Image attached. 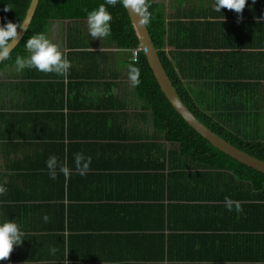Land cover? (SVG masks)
<instances>
[{"label":"trees","instance_id":"16d2710c","mask_svg":"<svg viewBox=\"0 0 264 264\" xmlns=\"http://www.w3.org/2000/svg\"><path fill=\"white\" fill-rule=\"evenodd\" d=\"M29 2L30 0H0V25L6 21L21 24ZM148 2L151 20L146 27L149 36L166 75L182 101L212 131L240 150L264 160V106L259 104V107H256L259 103L256 100L257 97L264 102V88L258 87L255 85L256 82H252L253 85L250 84V87L248 83L246 86H225L218 90L219 93L216 96H206L203 101L192 97L184 80L202 75L193 63V57L201 53L192 52L201 44L189 39V36L185 34H175L174 31L178 32L180 23L167 21L165 10L161 4L153 0H148ZM102 3L104 0H38L31 21L23 36L12 48L9 59L0 61V72L8 66H15L17 55L27 56L28 54L24 48V41L33 34L44 32L52 43L58 47L65 46V51L61 52L71 62V67L66 75L67 93L64 91V82L62 81L64 76H57L55 73H42L44 76L22 73V76L33 79L26 83V85H32L31 88L44 84L43 80H61L60 83H49L51 87H54L52 86L54 84L58 86L51 89L52 95L57 96L56 102L48 99L45 103V114L50 117L45 127L50 131L55 129L54 136L59 132L58 138L61 141L53 143L51 141L53 134L40 135L34 132L31 135L27 134V137H30L27 142L23 141V145L31 149L42 146L33 140L34 137H49L44 141L43 147L53 146L55 151H50L52 153L58 149V155H55L58 158V164L70 170L68 173H64L58 168L57 178L49 180L58 183L59 201H57L58 205H49L46 208H56L59 226L63 229L70 228L68 208L73 202L71 201L73 196H71L69 180L71 177L70 151L71 148L73 150L77 147L78 143L72 141L81 139L77 138L82 136L79 133V128L85 127L89 119H94V117L99 119L102 115L104 119L108 120V136L116 129L119 133L117 137L123 140H130L132 132H144L147 136V142L138 143V145L146 150V155L149 157L150 164L143 165L142 168L150 169V184L154 190L150 195L133 194L130 197L150 199L155 202V205H150V207L152 206L151 208L157 212L159 227L170 232L157 234L167 237V243L164 244V238L159 237L161 248L159 247V252L156 255L157 263L154 264H191L190 260L197 259L192 244L194 238L199 236L198 232L209 229L228 233L225 235V239L228 241L227 237L234 236L236 238L233 239L236 240L240 237L249 239L250 247H247L248 250L243 256L233 258L232 262H237L233 264H264V173L228 156L197 133L169 103L140 49L137 51L136 60H132L131 50L138 47V40L127 11L120 3H117L115 7L106 5L107 11L112 17L109 22L111 33L108 37L98 39L100 47L106 46L109 49L115 48L124 51L125 59L124 61L117 60L116 65L112 62L109 67L103 63L100 69L98 53L93 50L92 38L88 35L86 13L96 9ZM262 5L264 8V0H262ZM262 17L264 18L263 12L256 16H250V18H254L253 22L259 19L261 24ZM251 28L254 29V26ZM260 29L261 32L257 31L254 35L259 33L262 38L258 47L264 48V27L261 26ZM241 56L247 61H241L242 65L247 63L248 67L251 65L253 68L256 67L257 59L252 54L246 53ZM259 59L261 61L259 66L262 67L263 73H250L245 77L264 78V56ZM129 64H133L140 70V83L136 86H133L128 78ZM122 66L126 73L120 75ZM32 69L36 71L35 68ZM106 70L109 72L107 73L109 95L106 97V101H103L109 110L96 113L82 110L93 109L99 105L94 100L87 105L80 104V101L77 100V95L80 93L77 91L71 95L69 93L71 87L75 86L80 89L84 85L91 86L94 84L91 81L92 76L98 78L102 72L104 78ZM240 74L238 73L239 77ZM120 76L125 82L124 84L130 82L131 96L140 103L141 110L131 113V117L142 122L138 131L134 127V123L130 127L124 125L129 115L127 109L130 101H128L127 95L124 100H121L120 96L114 95L111 91V88L118 84L117 80L120 79ZM17 84L18 82L14 81L10 82L8 86L4 81L0 82V106L9 101L7 97L12 91L11 85L16 86ZM225 89L227 90L224 91ZM229 91L236 92V94L231 95ZM245 91L248 94L246 95L247 99H244V95H242ZM26 107V109H39V105L35 101L31 103L29 101ZM64 109L66 110L64 111ZM4 116V113L0 111V137L9 138L11 135L14 136L16 131L13 134L6 130L5 125L9 124L5 123ZM144 123L145 125H143ZM72 128L76 130L74 134L71 131ZM149 129L150 133H148ZM65 138L68 139L66 145L64 144ZM103 144H92V146L98 148ZM131 144L120 143L118 146L124 150ZM44 152L46 154V148ZM80 152L85 155L88 153V148H82ZM29 157L33 159V154L30 153ZM81 166L83 167V163ZM125 174L130 178L134 177L132 171H126ZM53 188L52 185L46 188V195L51 193ZM46 197H50V195ZM64 199L69 202L67 207L62 203ZM76 199H80L79 195L76 196ZM73 208L80 212L85 208V205H76ZM151 235L140 232L123 236L118 240L125 255L119 259L120 264H140L138 263L141 262L139 259L143 256L138 253L142 251V246L147 247L146 239ZM176 235H182L184 238L182 242H176L180 248L179 251L176 248L174 250L170 248L168 252L165 251V245H169L170 242L169 237ZM192 237L194 238L190 239ZM221 237L224 238V235ZM132 240H134L133 243ZM127 241H130L131 244ZM123 243L130 246V250H127ZM65 251L68 252L67 255L70 259H75L67 248ZM165 258L168 263H165ZM225 258L230 260L231 254Z\"/></svg>","mask_w":264,"mask_h":264},{"label":"crops","instance_id":"0c3cea01","mask_svg":"<svg viewBox=\"0 0 264 264\" xmlns=\"http://www.w3.org/2000/svg\"><path fill=\"white\" fill-rule=\"evenodd\" d=\"M153 1L161 4L165 10L167 21L180 23L178 24L180 26L178 32L174 31L175 34H185L189 36V39L201 44L192 52L201 53L193 57V63L202 75L184 80L192 97H197L196 99L203 101L206 96H216L219 93L218 90L225 86H246L247 83L249 86L252 82H256L255 85L264 88V78L245 77L250 73H263L262 67L259 66L261 63L259 58L264 56V48L258 47L262 37L259 33L256 35L254 33L261 32L260 27H264V18L261 19L262 24L259 19L253 22L254 18H250V16H256L260 12L264 13L262 0H255V3L252 0H247L242 13L239 15L225 8H221L220 13L214 11L215 0ZM253 26L255 30L251 28ZM202 39L205 40L202 41ZM91 40L93 50L98 53L100 69L103 63L109 67L112 62L124 61V51L115 48L109 49L106 46L100 47L98 38ZM58 48L60 51L66 49L65 46ZM246 53L252 54L257 59L255 68L252 65L248 67L247 63L244 64L245 66L241 64V61L247 62L241 56ZM22 73L44 76L43 72L27 68L22 72H17L15 66H8L0 72V82L4 81L8 86L10 82H18L16 86L11 85L12 91L7 97L9 101L0 106V111L5 115V123L9 124L5 125L6 130L12 133L16 131L15 134L13 133L14 136L11 135L9 138L0 137V144H2L0 145V188L4 189L0 192V222L14 220L23 233L22 243L19 246H14L9 257L0 261V264H120L119 259L125 255L118 240L122 239L123 236L139 234L140 232L152 235L146 239L145 245L147 247H141L143 249L138 254H142L143 257L139 259L141 262L138 263H157L156 255L161 244L159 237L164 238V244L167 243V237L157 234L170 232L159 227L157 212L151 208L152 206L150 207V205H155V202L150 199H133L130 197L133 194L150 195L154 190L150 184V169L142 168L143 165L150 164L149 157L146 155V150L138 145V143L147 142L146 134L144 132H132V139L123 140L117 137L119 133L114 128L116 130L108 136V120L104 119L102 115L99 119L98 117L89 119L85 127L79 128V133L82 136L77 138L81 139L72 141L78 143L76 144L77 147L73 150L71 148L70 151L71 177L69 180L70 192L73 196L71 207L68 208L70 228L63 229L59 226L56 208H46L49 205H58L57 201H59L58 183L49 181L51 178L45 163L49 156L58 155V149L52 153L50 151L54 150L53 146L43 147L44 141L49 138L44 136L33 138L42 145L40 147L30 149V147L23 145V141L27 142L30 138L27 137V134L31 135L33 132L40 135L51 133L54 137L51 140L53 143L61 141L58 138L59 132L54 136L55 129L50 131L45 127L50 118L48 114H45V103L48 99L56 102L57 96L52 95L51 89L58 87L55 84L52 85L54 87H51L49 83H60L61 80H43L44 84L31 88L32 85H26V83L33 79L22 76ZM107 73H109L108 70H106L104 78L102 72L98 78L92 76L91 81L94 84L91 86L84 85L80 89L75 86L71 87L69 92L71 95L77 91L80 93L77 95L80 104L87 105L94 100L99 105V107L89 110L80 107L82 110L89 111V113L109 110L103 101H106V97L109 95ZM119 73L120 75L126 73L124 66ZM238 73H241L240 77ZM62 81L64 82V91L67 93L66 76ZM117 82L118 84L112 87L111 91L114 95L120 96L121 100H124L125 95H127V99L130 101L128 109L132 107L134 109H127L129 115L124 125L130 127L134 123V127L138 131L142 122L131 117V113L141 110L140 103L131 96V90L127 87V85H131L129 81L124 84L125 82L120 76ZM229 93L231 95L236 94L232 91ZM242 95H244V99H247L246 91ZM257 98L259 103L256 107H259V104L264 106L263 100ZM29 101L30 103L32 101L37 102L39 109H26ZM71 131L73 134L76 132L74 128ZM150 132L149 129L148 133ZM66 143H68V139L65 138L64 144L66 145ZM98 143L104 144L98 148L92 146V144ZM120 143L133 144L123 150L118 146ZM82 148H88V153L84 157L90 158V163L83 175L76 170L75 165V154L81 153ZM30 153L33 154V159L29 157ZM126 171L134 173L133 179L125 174ZM51 185L54 188L51 193L46 195V188ZM49 195L50 197H46ZM77 195L80 199H76ZM62 203L67 207L69 202L64 199ZM72 205L73 207L85 205V208L79 212ZM221 232L210 229L202 230L198 232L199 236L190 238H194L192 244L197 259L189 262L191 264L237 263L232 262V259L239 258L246 253L247 247H250L249 239L240 237L236 240L233 239L236 238L234 236L227 237L229 238L228 241L225 239V235L228 233ZM221 235H224V238ZM182 239H184L182 235L169 237L170 242L169 245H165V251L168 252L170 248L173 250L176 248L179 251L180 248L176 242H182ZM133 242L134 240H132ZM127 243L131 244L130 241ZM123 246L130 250V246L124 243ZM52 248L56 249L54 253L50 251ZM66 248L75 259L68 257ZM230 254L232 257L230 260L225 258ZM165 263H168L166 258Z\"/></svg>","mask_w":264,"mask_h":264},{"label":"clouds","instance_id":"9594fccd","mask_svg":"<svg viewBox=\"0 0 264 264\" xmlns=\"http://www.w3.org/2000/svg\"><path fill=\"white\" fill-rule=\"evenodd\" d=\"M247 0H215L214 11L219 12L221 8L234 11L236 14H241ZM255 3V0H252ZM120 3L122 7L131 11L136 15L139 22L143 25L149 24L151 13L149 12L150 4L148 0H104L96 9L86 13L88 35L93 38H105L111 33L110 21L111 14L107 11L106 5L115 7ZM7 10V9H5ZM17 29L25 30L20 23L6 21L0 25V61H7L12 50L13 41L18 37ZM139 47V46H138ZM24 48L27 50V56L17 55L15 57V68L17 72H22L24 69L35 68L43 73H55L57 76H66L71 67V62L64 57V54L59 50L58 45L52 43L44 32L36 33L29 36L24 41ZM140 49V48H139ZM140 70L133 64L128 65V78L133 86L140 83ZM49 177L53 180L57 178V169L61 172L68 173L70 170L59 165L57 158L52 155L46 160ZM83 163V167L81 166ZM90 163V158H85L82 153L75 154L76 170L81 175L87 169ZM4 191L0 188V192ZM239 206L237 205V209ZM47 219V217H45ZM22 231L14 220H4L0 222V261L6 260L14 246H19L22 239ZM55 252L56 249H50Z\"/></svg>","mask_w":264,"mask_h":264},{"label":"water","instance_id":"95a60500","mask_svg":"<svg viewBox=\"0 0 264 264\" xmlns=\"http://www.w3.org/2000/svg\"><path fill=\"white\" fill-rule=\"evenodd\" d=\"M38 0H30L28 8L26 10L25 16L21 22V25L25 30L18 29V37L13 41L11 48H13L20 38L25 33L31 18L33 16L34 10L36 8ZM126 9V8H125ZM129 20L135 32L138 40V46L140 50L146 57L147 63L155 77V80L169 101L172 107L181 115V117L202 137L207 139L214 147L223 151L230 157L245 164L259 172L264 173V160L251 156L250 154L240 150L236 146L232 145L224 138L219 136L217 133L212 131L208 126L202 123L195 115L190 111L187 105L182 101L178 93L176 92L174 86L172 85L170 79L165 73V70L161 64L158 57L157 50L154 47L152 40L149 36L146 25L139 22L136 15L132 14L130 10L126 9Z\"/></svg>","mask_w":264,"mask_h":264},{"label":"built area","instance_id":"2783aa9c","mask_svg":"<svg viewBox=\"0 0 264 264\" xmlns=\"http://www.w3.org/2000/svg\"><path fill=\"white\" fill-rule=\"evenodd\" d=\"M139 50V47H137L136 49L131 50L132 52V60H136V55H137V51Z\"/></svg>","mask_w":264,"mask_h":264},{"label":"rangeland","instance_id":"374dc122","mask_svg":"<svg viewBox=\"0 0 264 264\" xmlns=\"http://www.w3.org/2000/svg\"><path fill=\"white\" fill-rule=\"evenodd\" d=\"M127 87H128L130 90L132 89L131 85H129V86L127 85ZM128 110H134V109H133V107H132V108H129ZM166 146H167V144H166Z\"/></svg>","mask_w":264,"mask_h":264},{"label":"bare ground","instance_id":"6f19581e","mask_svg":"<svg viewBox=\"0 0 264 264\" xmlns=\"http://www.w3.org/2000/svg\"><path fill=\"white\" fill-rule=\"evenodd\" d=\"M226 154V153H225ZM229 156V155H228ZM252 156V155H251Z\"/></svg>","mask_w":264,"mask_h":264}]
</instances>
